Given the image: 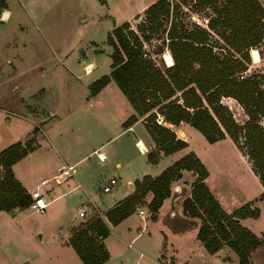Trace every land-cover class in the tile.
Segmentation results:
<instances>
[{"label":"trees","instance_id":"obj_1","mask_svg":"<svg viewBox=\"0 0 264 264\" xmlns=\"http://www.w3.org/2000/svg\"><path fill=\"white\" fill-rule=\"evenodd\" d=\"M183 2L154 0L144 9L136 29L129 20L114 26L107 33L110 71L88 85L89 93L96 95L114 80L134 110L123 127L142 118L155 143L147 153L149 162L157 163L161 152L169 154L187 146L174 127L188 122L210 143L228 135L247 155L264 187V73L248 71L250 50L264 43V0H191L194 10L210 9L206 26L180 19ZM7 6V0H0V23ZM134 17L139 18L140 13ZM156 36L161 38L156 54L164 48L171 54L172 63L165 67L145 49ZM225 97L241 105L248 116L245 122L236 120L223 102ZM37 146L35 138L30 137L0 150V210L32 204V195L15 176L13 164ZM185 169L197 175L182 206L184 213L200 219L198 239L209 253L227 244L237 253L240 264H254L251 252L263 240L240 219L258 218L260 208L248 201L232 212L225 211L205 182L209 170L194 151L156 176L137 178L134 191L108 209L106 219L95 215L79 222L66 243L84 264L105 263L110 255L104 238L110 234V224L131 215L148 192L153 193L148 208L151 218L156 219L165 198L171 195L173 182Z\"/></svg>","mask_w":264,"mask_h":264},{"label":"rangeland","instance_id":"obj_2","mask_svg":"<svg viewBox=\"0 0 264 264\" xmlns=\"http://www.w3.org/2000/svg\"><path fill=\"white\" fill-rule=\"evenodd\" d=\"M8 1L12 16L0 24V150L15 141L33 137L39 146V155L22 164L36 162L43 167L44 163L56 161L68 164L77 148L85 151L114 137L111 146L98 149L107 151L111 160L112 145L127 137L117 134L133 109L114 80L93 96L88 85L110 71L111 46L107 43V33L128 20L140 10L142 3L149 0H105V3L100 0ZM191 5V0H184L178 14L180 19L184 23L206 26L210 9L194 10ZM143 11L139 12V18H130L132 28H137ZM160 41L161 38L156 36L145 44V49L161 67H165L169 64L164 54L169 50L164 48L156 54ZM253 49L258 51L256 60L259 61L249 67V72H261L264 70V43L253 47L251 53ZM89 63L93 67L86 71ZM224 101L232 107L237 120L243 121L244 114L236 102ZM188 127L192 145L210 169V185L225 186L227 197L238 201L237 195L246 183L239 178L245 168L238 165L236 152L230 150L231 142L210 143L195 127ZM135 129L141 133L142 124L136 125ZM90 159L95 161L96 154ZM101 172L103 184L105 175L111 170L105 168ZM63 201L48 205L43 212L31 206L24 209L19 226L8 231L7 244L3 243L9 254L22 251L29 257L26 264H83L80 258L74 256V259L69 251H62L57 246V242L69 233L67 220L78 213L70 200ZM95 215L100 214L88 211L80 222ZM256 223L257 231L264 230V204ZM71 250L76 255L75 250ZM227 251L231 253L227 263L218 254H206L204 259L193 256L190 264H238L237 253L229 245L221 248L219 253ZM135 257L136 252L129 250L124 264H135ZM143 261L142 264H154ZM116 262L113 258L109 264Z\"/></svg>","mask_w":264,"mask_h":264},{"label":"crops","instance_id":"obj_3","mask_svg":"<svg viewBox=\"0 0 264 264\" xmlns=\"http://www.w3.org/2000/svg\"><path fill=\"white\" fill-rule=\"evenodd\" d=\"M153 1L154 0H149L142 3L139 8L140 10L135 11L132 16L144 10ZM7 2V8H4L1 12L2 22L0 24L8 21L12 16L9 1L7 0ZM131 17H129L128 20H130ZM258 61L259 60H255L252 57L250 66H252V64L255 66L254 63ZM261 72L264 73V70ZM227 99L234 100L242 110L244 114L243 121L240 122L237 120L232 107L224 101ZM223 102L230 107L238 122L243 123L246 121L248 116L234 98L225 97L223 98ZM133 111L130 114H132ZM130 114H127V117ZM138 124H142L143 129L141 133L135 129ZM189 124L188 122H181L178 126L174 127L177 136L187 141V146L169 154L161 152L157 163H151L147 159V153L155 148V143L144 126L142 118L128 128H124L122 125V129L117 135H126L127 137L119 144L112 145L110 153L113 154V157L111 160H109L110 154L107 151H104L107 154V158L104 161L99 159L97 152L99 151L98 149H101V147L103 148L105 145L111 146L114 137L105 139L98 147H89L85 151L81 148H77V153L72 157V162L68 163L74 165V174L62 182L58 183L52 180L53 183L50 181L49 183L51 184L48 187H45V185L43 186L45 196L47 194L46 198L48 197V205L60 200L66 202L68 199L78 211V213H74L70 220H67L69 221V233L65 239H61L57 242V246L61 248L62 251H69L74 259L76 258L74 256L79 258L76 253V255H73L74 253H72L73 251L71 250L72 246L67 244L66 241L71 234L72 228L83 219V217L79 215V211L83 205L87 206L86 214L88 211H91L98 212L105 216L108 209L134 191V181L137 178H142L145 174L156 176L182 156L194 151L209 170V175L206 177L205 182L225 211L232 212L248 201H252L255 206L260 208L261 212L258 218L245 217L241 218L240 222L263 240V243L251 252V260L254 264H264V230L257 231L255 229L257 226L256 220L260 218L263 210L264 199L261 198V195L264 191V187L258 175L253 170L251 161L228 135L214 142H231L230 150L236 152L238 165L241 164L243 168H245V172L241 174L239 178L242 183H246L243 184V188L237 195L239 200L235 202L233 200L234 198L230 196L227 197V194H225V186L219 187L210 185V169L206 160L192 145L191 136L188 134L191 130L190 127H188L191 125ZM138 139H141L144 150L138 148L136 144ZM38 149L39 146L13 164L15 176L29 191L33 189L41 179L51 177L58 172L62 165L67 164L65 161H56L54 163H44L43 167L41 163L36 162L33 164L28 162L26 165H23L22 162L24 160L36 158V156L39 155ZM94 154H96V159L92 161L90 158ZM97 165H99L100 168L96 169ZM105 168L111 170V173L105 175L107 178L102 184V182H100V178L102 177L101 170ZM18 169H20V171ZM225 171L226 170L223 169L224 173H226ZM196 176L197 175L192 170L185 169L182 171V176L173 182L171 195L165 198L157 212L156 219L151 218V212L148 208V203L153 196L152 192H148L131 215L116 225L110 224V234L104 238V244L110 256L103 264H109L113 258L117 259L115 264H124V258L127 259L129 250H134L136 252L135 264H142V260H144L143 263L145 261H151L154 262V264H177L178 262L190 264L193 256L204 259L206 254H218L219 258L223 259L224 263H227L226 261L231 259V253L228 251L225 254L219 253L220 249L227 246V244H224L217 252L209 253L197 237L200 219L198 217H191L183 211L182 201L186 196L190 195L191 186ZM110 177H116L117 183L113 185L110 191L105 192L103 191V186ZM26 208H15L10 211L0 210V264H26L29 260V257L25 255V253H21L22 251L16 253V255H10L3 245V243L7 244L6 236L8 231L10 229L14 231V229H17L19 226L21 221L20 216ZM141 211L145 213V218L141 217L139 213ZM238 264H240L239 258Z\"/></svg>","mask_w":264,"mask_h":264},{"label":"built area","instance_id":"obj_4","mask_svg":"<svg viewBox=\"0 0 264 264\" xmlns=\"http://www.w3.org/2000/svg\"><path fill=\"white\" fill-rule=\"evenodd\" d=\"M86 71L88 70L87 67ZM136 144L138 146V148L140 150H144L143 145H142V141L141 139H138L136 141ZM98 157L101 161H104L107 158V154L105 152H97ZM74 174V165L72 164H64L62 165L58 172L54 175H52L49 178H43L39 181V183L33 188L31 189L29 192L32 195L33 198V202L31 204V206L37 210V211H41L43 212L46 207L48 206L49 201L47 200L46 196H45V192L43 190V186L48 184L50 181H55V182H62L65 179L71 177ZM117 183V178L116 177H110L107 181V183L103 186V191L108 192L112 189L113 185H115ZM89 201V200H88ZM86 211H87V206L83 205L81 210L79 211V215L81 217L86 215ZM142 218H145V213L144 212H139ZM103 218L106 219V216L101 215Z\"/></svg>","mask_w":264,"mask_h":264},{"label":"bare ground","instance_id":"obj_5","mask_svg":"<svg viewBox=\"0 0 264 264\" xmlns=\"http://www.w3.org/2000/svg\"><path fill=\"white\" fill-rule=\"evenodd\" d=\"M252 55H253V58L256 60L257 59V57H258V51L257 50H254L253 49V51H252ZM165 60H166V62H167V64H171L172 63V58H171V54L168 52H165ZM92 68L93 67V64L92 63H90V64H88V66H87V68Z\"/></svg>","mask_w":264,"mask_h":264},{"label":"water","instance_id":"obj_6","mask_svg":"<svg viewBox=\"0 0 264 264\" xmlns=\"http://www.w3.org/2000/svg\"><path fill=\"white\" fill-rule=\"evenodd\" d=\"M83 52V51H82ZM250 54H251V52H250ZM181 135H182V133H181ZM132 184V183H131Z\"/></svg>","mask_w":264,"mask_h":264}]
</instances>
